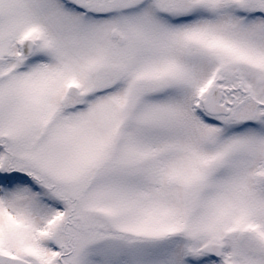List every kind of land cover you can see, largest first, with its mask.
I'll return each mask as SVG.
<instances>
[{
    "label": "snow or ice",
    "instance_id": "6c2138e0",
    "mask_svg": "<svg viewBox=\"0 0 264 264\" xmlns=\"http://www.w3.org/2000/svg\"><path fill=\"white\" fill-rule=\"evenodd\" d=\"M0 264H264V0H0Z\"/></svg>",
    "mask_w": 264,
    "mask_h": 264
}]
</instances>
